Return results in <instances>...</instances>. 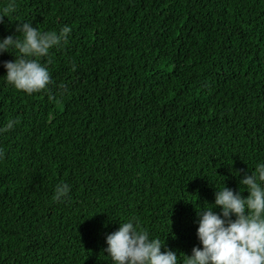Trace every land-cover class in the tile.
I'll return each mask as SVG.
<instances>
[{
    "label": "trees",
    "instance_id": "16d2710c",
    "mask_svg": "<svg viewBox=\"0 0 264 264\" xmlns=\"http://www.w3.org/2000/svg\"><path fill=\"white\" fill-rule=\"evenodd\" d=\"M16 3L0 37L19 20L71 32L41 60L44 90L0 63V127L17 121L0 134V264H111L105 237L130 217L190 254L215 186L247 195L264 161V0Z\"/></svg>",
    "mask_w": 264,
    "mask_h": 264
},
{
    "label": "clouds",
    "instance_id": "9594fccd",
    "mask_svg": "<svg viewBox=\"0 0 264 264\" xmlns=\"http://www.w3.org/2000/svg\"><path fill=\"white\" fill-rule=\"evenodd\" d=\"M17 7L16 0L0 6V23ZM19 21L15 34L0 37V53H11L14 59L0 63L6 69L3 77L8 84L32 94L51 83L50 71L41 60L52 48L68 41L71 27L42 31L30 21ZM16 123L9 119L0 127V134ZM3 155L0 147V159ZM222 184L215 186L214 201L197 209L196 235L201 246L194 245L190 254L178 259L165 239L152 236L135 217H130L119 221V227L106 235L107 259L111 264H264V161L256 162L254 169L240 178V187L247 190V195ZM70 187L66 182L56 184L53 199L66 198ZM215 207L219 212L213 210Z\"/></svg>",
    "mask_w": 264,
    "mask_h": 264
}]
</instances>
